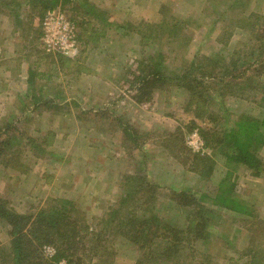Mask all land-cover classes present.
<instances>
[{"label": "rangeland", "instance_id": "rangeland-1", "mask_svg": "<svg viewBox=\"0 0 264 264\" xmlns=\"http://www.w3.org/2000/svg\"><path fill=\"white\" fill-rule=\"evenodd\" d=\"M54 11L75 28L72 57L43 47ZM162 16L176 41L154 40ZM160 49L171 71L222 58L236 76L192 106L186 90L141 86ZM263 95L264 0H0V198L18 223L46 228L27 227L19 253L29 264H264V174L229 163L222 143L243 116L264 119ZM225 178L250 217L212 204ZM181 193L207 198L192 209ZM12 230L0 218V264H14Z\"/></svg>", "mask_w": 264, "mask_h": 264}, {"label": "trees", "instance_id": "trees-1", "mask_svg": "<svg viewBox=\"0 0 264 264\" xmlns=\"http://www.w3.org/2000/svg\"><path fill=\"white\" fill-rule=\"evenodd\" d=\"M163 20L154 28V40H161L162 36L167 37V40L176 41L178 39V32H177V23H171L170 20L162 16ZM149 75L150 78H144L141 82L142 87H146L147 85H154V90L158 89H165L175 87L180 90H186L189 94L191 99V105L197 106L205 104L206 97L208 95V88L206 84H212V88L217 87L216 81L218 79H223L224 81L228 78H232L234 80L235 76H233V70L228 66H222L223 62H226L222 58H214V59H202L193 60L188 66H186L182 71L174 72L171 71L168 64L165 54L163 50H157L154 53V58L149 59ZM205 62H207L205 64ZM146 63L143 64V66ZM227 64V63H226ZM225 72H223V71ZM222 71V73H220ZM247 69L242 72L243 82L248 81L249 77L245 76L247 74ZM220 73V74H219ZM218 74V75H217ZM256 78V76H254ZM253 78V79H254ZM252 79V78H251ZM149 86V88H150ZM263 87V86H260ZM264 99V95L262 96ZM39 101V100H38ZM201 110V109H200ZM213 116L212 113H209L207 118H202V122H206L207 120H212ZM195 127L197 124H194ZM264 119H254L251 117L243 116L235 125L227 130H225L224 137L222 138L225 142L223 144V148H227L230 152L225 154V157L229 163H233L237 166H244L249 171L252 172L253 176L256 178H261L264 174V165L263 161L259 156V150L264 146ZM199 133L201 137L208 143H211L208 140V129L200 128ZM7 143L2 142L0 145V153H5L7 151ZM225 178L220 188L218 189V193L214 198L211 199L212 204L216 207L222 208L226 211L233 212L237 215H243L250 217L252 215V211L248 207L247 204L243 203L239 199L233 196V186L230 188L226 187ZM206 195H202L201 199H206ZM201 199L199 198L195 200L193 197L186 196L185 193H181L175 196V200L181 206L190 207V208H199V204L202 203ZM6 202L0 198V218L7 220L12 226V236H14V264H29L28 261H25L24 256L21 255L20 245L22 240L26 239L31 241V236L37 233L38 235H42L43 232L46 231V228L41 224L38 223V230L35 231L33 227L37 225V220L28 227V222L20 221L19 223L16 220H22L23 217L17 215V213L13 211H8L5 207ZM200 209V208H199ZM201 210V209H200ZM199 215V213H198ZM23 220H26L25 218ZM49 220V227L53 228L55 231H58L59 228L64 225L63 221L56 219L54 216L52 218H48ZM156 220V219H155ZM29 221V219H28ZM16 222V223H15ZM199 220H195L192 224V229L194 234H199ZM23 223V224H22ZM20 224V225H19ZM29 228L28 231L30 234H22L26 228ZM164 229V228H163ZM60 231V230H59ZM78 232V230H77ZM76 232V233H77ZM59 233V232H56ZM52 237V236H49ZM74 240L77 236H71ZM173 239L167 241V244H172ZM32 247L30 242L29 244ZM171 247H173L171 245ZM167 250L164 253L165 259H174L178 257L172 250ZM18 251V252H17ZM59 258H63L60 254L54 258V260H59ZM35 261L38 264H49L47 261H44L42 258L35 257ZM72 264H81L80 262H75Z\"/></svg>", "mask_w": 264, "mask_h": 264}, {"label": "built area", "instance_id": "built-area-1", "mask_svg": "<svg viewBox=\"0 0 264 264\" xmlns=\"http://www.w3.org/2000/svg\"><path fill=\"white\" fill-rule=\"evenodd\" d=\"M42 44L52 55L74 56L79 49L75 28L59 11L48 12L43 23Z\"/></svg>", "mask_w": 264, "mask_h": 264}]
</instances>
